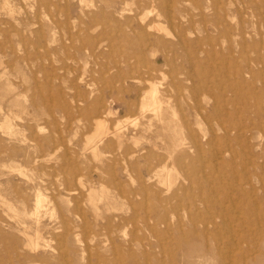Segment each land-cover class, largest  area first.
Here are the masks:
<instances>
[{"label":"rangeland","instance_id":"obj_1","mask_svg":"<svg viewBox=\"0 0 264 264\" xmlns=\"http://www.w3.org/2000/svg\"><path fill=\"white\" fill-rule=\"evenodd\" d=\"M0 264H264V0H0Z\"/></svg>","mask_w":264,"mask_h":264},{"label":"bare ground","instance_id":"obj_2","mask_svg":"<svg viewBox=\"0 0 264 264\" xmlns=\"http://www.w3.org/2000/svg\"><path fill=\"white\" fill-rule=\"evenodd\" d=\"M151 3H152V1H151ZM103 5L104 6H110V4H109V2L108 1H103ZM153 10V9H152ZM148 12V11H147ZM148 15V14H147ZM144 20V19H143ZM152 28V26H150V29ZM153 29V28H152ZM136 30V29H135ZM157 30V29H156ZM130 33V32H129ZM163 81V80H162ZM161 81V82H162ZM160 83V82H159ZM145 93V92H144ZM158 93H157V89H156V87L154 86V84L153 85H150L149 86V88H148V90H147V92L145 93V95H144V97H143V99L141 100V103H140V110H141V112L143 111L144 112V110L145 109H147V108H149V107H154V106H156V107H159V104H158V100H157V97H156V95H157ZM142 102H143V104H142ZM144 102H146V104L144 103ZM142 104V105H141ZM150 109V108H149ZM159 110V109H158ZM146 111V110H145ZM154 113V112H153ZM158 113V112H157ZM119 124V123H118ZM101 126V124H98V128ZM100 132V131H99ZM101 135H102V132H101ZM97 137V136H96ZM100 139V138H99ZM98 140V139H97ZM99 141V140H98ZM97 141V142H98ZM106 155V154H105ZM170 157H171V155H170ZM168 159H170L169 157H168ZM167 159V160H168ZM171 161V160H170ZM69 162V161H68ZM171 163H172V161H171ZM172 165V164H171ZM164 166V165H163ZM171 171V170H170ZM167 173V172H166ZM37 194H39V192L37 193ZM35 196L37 197L36 199H35V201H36V206H35V208H38V207H42L41 206V200H39L41 197H43L42 195L40 196V198L38 199V196L35 194ZM200 196V195H199ZM42 200H44V199H42ZM43 203V202H42ZM5 204V203H4ZM8 207V206H7ZM37 210V209H36ZM11 211V210H10ZM184 212V211H183ZM36 214V213H35ZM37 220V219H36ZM40 219H38L37 221H39ZM34 222H36V221H34ZM40 223V222H39ZM209 223V222H208ZM206 224V223H205ZM25 225V224H24ZM35 228H34V233H33V236L35 235V239H36V242H35V244L33 243V244H31V246L33 247V248H36L39 244H38V242H37V240H38V237H37V234H38V232H39V228H40V225L38 224V222H36L35 224ZM55 232V231H54ZM22 234L24 235V236H26V237H28L27 236V233L25 232V230L24 231H22ZM21 234V235H22ZM39 234H41V233H39ZM34 238V237H33ZM39 239H40V237H39ZM41 240H42V238L40 239V242H41ZM39 241V240H38ZM79 243V242H78ZM80 244V243H79ZM27 244H25V246H26ZM29 245V244H28ZM30 246V245H29ZM30 246V247H31ZM31 247V248H32ZM29 248V247H28ZM30 248V249H31ZM39 248V247H38ZM37 248V249H38ZM33 258H38L37 256H34ZM60 263V262H59Z\"/></svg>","mask_w":264,"mask_h":264}]
</instances>
